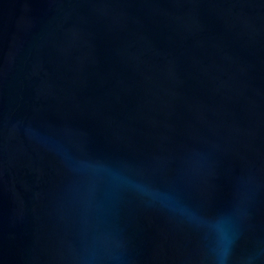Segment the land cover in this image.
<instances>
[{
	"label": "water",
	"instance_id": "95a60500",
	"mask_svg": "<svg viewBox=\"0 0 264 264\" xmlns=\"http://www.w3.org/2000/svg\"><path fill=\"white\" fill-rule=\"evenodd\" d=\"M0 264H264V0H0Z\"/></svg>",
	"mask_w": 264,
	"mask_h": 264
},
{
	"label": "clouds",
	"instance_id": "9594fccd",
	"mask_svg": "<svg viewBox=\"0 0 264 264\" xmlns=\"http://www.w3.org/2000/svg\"><path fill=\"white\" fill-rule=\"evenodd\" d=\"M162 202H164L166 204V206H171L170 201H167L166 199L164 201H162Z\"/></svg>",
	"mask_w": 264,
	"mask_h": 264
}]
</instances>
